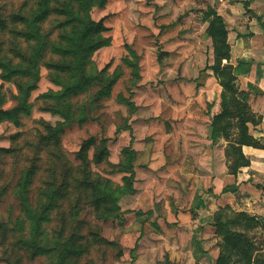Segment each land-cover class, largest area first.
Here are the masks:
<instances>
[{
    "label": "rangeland",
    "instance_id": "374dc122",
    "mask_svg": "<svg viewBox=\"0 0 264 264\" xmlns=\"http://www.w3.org/2000/svg\"><path fill=\"white\" fill-rule=\"evenodd\" d=\"M71 1L53 0L57 10L49 15L47 0H0V57H9L25 69L35 48L38 59V75L32 80L36 88L29 99L34 103L32 114L23 115L20 125L7 120L0 122V147L21 149L31 156L26 142L34 139L27 134L42 127L36 119L53 124L60 119L40 110L50 101L42 95L50 89H62L52 81L50 64L67 65L71 61L52 54L42 39L51 32L54 38L63 33L60 23L65 19V11L58 10L65 5L68 11L66 4ZM205 3L206 0L88 3L86 9L104 27L101 35L105 41L97 47L92 61L96 70L106 69L105 81H95L72 99L73 103L84 105L88 118L82 124L71 122L66 126L61 135L62 146L75 165L90 166L92 183L101 174L113 187L133 192L123 195L120 210L110 215L108 208L113 207L114 201L96 208L87 203L89 197L83 200L86 202L78 218L70 217L71 202L59 212H51V220L42 223L46 238L57 237L63 231L71 238L68 250L62 258L59 252L33 258L30 250L14 245L18 227L13 228V222L22 215V210L21 201L13 192L17 174L13 175L12 164L16 160L7 155L6 164H0V168L6 167V172L0 174V186L9 184L7 191L0 190L1 260L21 256L22 264H59L60 260L65 264H216L210 250L217 247V236L193 228L189 222L195 216L185 213L192 193L212 185V177L203 175L207 161L192 153L202 151L208 139L213 141L212 116L222 108L223 86L216 64L218 41L207 32ZM34 39L39 50L32 45ZM106 85L111 86L108 95ZM25 86L24 74L7 81L0 68V106L3 102L6 109L17 105L13 97L22 95ZM102 89L105 94L96 97L95 93ZM19 133L24 135L18 136ZM90 137L99 142L88 150L86 162L77 160L75 153ZM102 139L108 140L106 154L100 153ZM130 145L136 151L131 186L124 180L131 173L118 172L113 166L124 157L122 148ZM96 153L108 158L111 164H96ZM41 163L37 162L38 174L30 188L33 200L46 175V164ZM78 173L82 174V169ZM175 208L183 214L175 213ZM23 221L24 235L28 237L29 233L32 237L30 220L25 216ZM256 241L264 249V238ZM51 245H55V240Z\"/></svg>",
    "mask_w": 264,
    "mask_h": 264
},
{
    "label": "trees",
    "instance_id": "16d2710c",
    "mask_svg": "<svg viewBox=\"0 0 264 264\" xmlns=\"http://www.w3.org/2000/svg\"><path fill=\"white\" fill-rule=\"evenodd\" d=\"M47 1L50 2L46 7H48V11H50L49 15H51L57 9L52 5L53 0ZM91 1L72 0L66 4L68 11H66V6L64 5L63 9L58 10L59 13L65 11L63 14L65 15V19L61 20L60 23L61 28L64 30L63 33H58L57 37L54 38L51 32L45 36V40L42 39L52 54L56 53L61 57L70 58L71 61L67 65L59 63L50 64L54 75L52 81L57 86H61L62 89H50L42 95V98L48 99L51 102L44 101L46 105H42L40 110L58 116L60 119L56 120L55 124L43 118L36 119L37 125L39 126L40 124L42 127H38L30 135L27 134L28 137H33L34 139H29L26 142L31 151V156L23 153L24 150L21 149L0 147V164H6V156L9 154L16 160L12 164L13 175L17 174L13 192L17 199L21 201L22 215L16 217L15 222H13V228L18 227V240L14 245L18 248L30 250L29 254L33 258L52 252H59L58 256L62 258L68 250L71 238L63 231L57 237L52 238L48 236L46 238L47 233L42 227V223L51 220V212H59L62 207H67L71 202L70 217L78 218L86 202L83 200L89 197L87 203L94 204L96 208L105 202L113 203L114 201L113 207L108 208L110 215V212L120 210L119 201L123 195L127 192H133V189L125 190L119 186L113 187L112 182L103 178L101 174L97 176L98 179L95 184L92 183V174L89 171L90 166L87 165L86 168H80L78 164L75 165L69 158L64 146H62L61 135L65 133L66 126L71 122L82 124L88 118L84 105L73 103L72 99L80 93L87 91L95 81H105L103 76L106 69L96 70L92 61V56L96 52L97 47L105 39L101 35L104 31L102 23L94 20L91 13L86 9V6ZM206 20H209L207 27L208 34L216 36L218 41L216 43L218 54L216 64L217 66L219 65L218 73L221 76L223 86L221 92V111L213 115L211 121L213 140L220 132L226 137H230L233 134V129H237L238 132L235 138L237 142L240 144H256L253 137L249 134V127L247 125L249 121L255 120L254 115L243 97V92L239 91L236 84L234 66L229 62H225L226 60L229 61L231 57L226 24L223 17L218 15L212 8L206 13ZM35 44L36 41L34 39L32 45L39 50V47L35 46ZM32 50L28 57L29 67H25V69L20 68L9 57H0V68H2L7 81H10L17 74H24L27 80V86L21 89L23 90L22 95L13 97V99L17 100V105L6 109L2 107L4 102L1 103L0 122L7 120L20 125L23 115L31 116L32 114L34 103L29 102V99L32 95L31 92L36 88V84L32 80L38 75L36 49L32 48ZM30 80L31 84L28 83ZM106 86V94L102 89L96 92L95 96L99 97L103 93L108 95L111 86ZM6 98L4 97L3 99L6 100ZM19 134L18 136L24 135L23 133ZM97 142L99 141L95 137L85 140L80 151L75 153V158L86 162L88 150ZM100 143L102 145L100 153L103 151L106 154L108 152V140L102 139ZM42 145H45V147L43 148ZM234 150L236 154L235 166L248 162L241 153V147H235ZM122 154L124 157L120 159L119 163L113 164V166L118 172L131 173L129 177L127 175L125 178L122 177L125 181H129V186H131L134 184L136 151L131 148V145L125 146L122 148ZM95 157L96 164H102L103 162L111 164L108 158L104 159L102 156L100 157V154L97 156L96 153ZM22 160L26 162L23 163ZM40 161L46 164V175L42 177V186L39 187L37 197L33 200L30 188H32V184L34 185L35 177L38 174V171H36L37 162ZM81 169L82 174L78 173ZM4 172H6V167H1L0 174ZM106 183L108 188H106ZM7 186L9 184L0 186V190H3V192L7 191ZM90 187L91 191H89ZM63 213L62 211L60 214L63 215ZM25 216L31 222L29 232L33 233L32 237H29V233H27L28 237L24 235L25 222L23 220ZM215 221L217 233L222 236V241L220 242L221 251L219 257L216 259V264H264V249L257 245L253 236L249 235V231L259 224L255 216H251L245 212L235 214L218 212ZM53 240H55V245H51ZM79 250L81 251L82 249ZM4 255L6 256V253ZM0 262L22 264L21 256H16V259L6 257L2 260L0 259ZM59 264L65 263L60 260Z\"/></svg>",
    "mask_w": 264,
    "mask_h": 264
},
{
    "label": "crops",
    "instance_id": "0c3cea01",
    "mask_svg": "<svg viewBox=\"0 0 264 264\" xmlns=\"http://www.w3.org/2000/svg\"><path fill=\"white\" fill-rule=\"evenodd\" d=\"M210 8L222 16L226 24L231 57L225 62L234 66L236 84L254 115L255 120L247 125L256 142L240 144L235 139L238 130L233 129L232 136L226 137L220 132L213 141L208 139L202 151L192 153V156L198 158L201 155L207 161L203 175L212 177V185L207 190L192 193L185 213L195 216L189 222L193 228L217 236L218 245L210 250L217 259L222 241L215 221L218 212H245L255 216L259 224L249 231V235L254 240L264 238V0H206L203 14L206 26L209 24L206 13ZM235 147H241V153L248 161L237 167L234 164ZM175 211L178 215L183 214L178 208Z\"/></svg>",
    "mask_w": 264,
    "mask_h": 264
}]
</instances>
